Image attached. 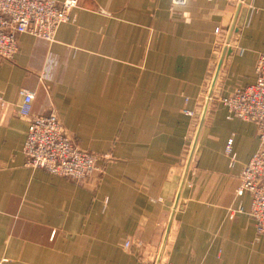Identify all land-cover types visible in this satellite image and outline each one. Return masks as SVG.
<instances>
[{
	"label": "crops",
	"instance_id": "0c3cea01",
	"mask_svg": "<svg viewBox=\"0 0 264 264\" xmlns=\"http://www.w3.org/2000/svg\"><path fill=\"white\" fill-rule=\"evenodd\" d=\"M71 17L52 43L22 35L0 59V264H153L224 46L162 257L264 264L249 195H236L257 130L219 103L255 82L264 0H77ZM21 90L33 115L52 111L78 148L108 156L101 174L76 184L25 166Z\"/></svg>",
	"mask_w": 264,
	"mask_h": 264
},
{
	"label": "built area",
	"instance_id": "2783aa9c",
	"mask_svg": "<svg viewBox=\"0 0 264 264\" xmlns=\"http://www.w3.org/2000/svg\"><path fill=\"white\" fill-rule=\"evenodd\" d=\"M189 1L171 0V5L183 6ZM76 7L77 0H0V59H14L18 53V37L22 35L52 43L59 27L72 21V12ZM20 96L22 101L18 114L28 122L23 145L26 167L76 184L85 183L101 174L99 161L108 156L78 148L52 111L46 115H33V92L21 90ZM219 103L225 108L228 119L250 122L256 127L258 147L240 172L236 195H249L248 216L256 236L264 237V53H259L256 58L255 82L219 98ZM183 113L192 116L187 110ZM225 151L233 164L236 156L230 143ZM130 246L129 241L124 243L125 248ZM134 246L140 249L141 243L136 242ZM159 264L172 263L161 257Z\"/></svg>",
	"mask_w": 264,
	"mask_h": 264
},
{
	"label": "water",
	"instance_id": "95a60500",
	"mask_svg": "<svg viewBox=\"0 0 264 264\" xmlns=\"http://www.w3.org/2000/svg\"><path fill=\"white\" fill-rule=\"evenodd\" d=\"M239 10H240V4H238V6L236 8V12H235L234 18L232 20L230 28L228 29V37H227V40H226V45L229 43V40H230V37H231L232 33L237 31L236 28H235V24H236V20H237V16H238ZM229 52H230V50H228L227 46H224L223 49L221 50L219 61L217 63V66H216V69H215L211 84L209 86V89H208V92H207L206 101H205V104H204V107H203V110H202V113H201V116H200L199 124H198L197 130H196V133H195V136H194L191 148H190V152H189V155H188V158H187L186 166L184 168V172H183V175H182L180 187H179V190H178V193L176 195L175 202H174V205H173V210H172V213H171L170 218L168 220L167 227H166V230H165V234L163 236V240L161 242V245H160L159 251L157 253V256H156L154 264H159V262L161 260L162 253H163V250H164V246H165V243H166V239H167V236H168V233H169V230H170L171 222H172V219H173V216H174V212L177 210V208H179L178 203H179V197H180L181 189L183 187V183H184V180L186 178V175H187V172H188V169H189L192 157H193V153H194V149H195V146H196V142L198 140V136L200 134V130H201V127H202V124H203V121H204V117H205V114H206V111H207V108H208V105H209V102H210V99H211V96H212V91H213L214 85L216 83V79H217L219 70L221 68L223 59L226 56V54H229Z\"/></svg>",
	"mask_w": 264,
	"mask_h": 264
},
{
	"label": "rangeland",
	"instance_id": "374dc122",
	"mask_svg": "<svg viewBox=\"0 0 264 264\" xmlns=\"http://www.w3.org/2000/svg\"><path fill=\"white\" fill-rule=\"evenodd\" d=\"M164 251V250H163ZM163 254V253H162ZM157 256V255H156ZM156 259V258H155ZM154 262H155V260H154Z\"/></svg>",
	"mask_w": 264,
	"mask_h": 264
}]
</instances>
